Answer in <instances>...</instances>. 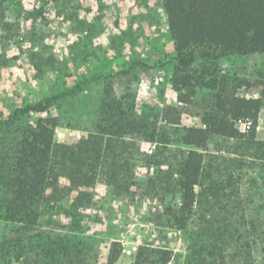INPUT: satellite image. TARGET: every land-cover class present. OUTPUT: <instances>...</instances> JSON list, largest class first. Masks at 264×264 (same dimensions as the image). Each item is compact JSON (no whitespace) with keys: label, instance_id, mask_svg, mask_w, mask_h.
<instances>
[{"label":"rangeland","instance_id":"obj_1","mask_svg":"<svg viewBox=\"0 0 264 264\" xmlns=\"http://www.w3.org/2000/svg\"><path fill=\"white\" fill-rule=\"evenodd\" d=\"M175 56L162 0H0V158L10 155L23 132L41 118L58 120L59 143L95 133L105 90L112 87L149 129L147 137L129 142L175 161L184 148V128L202 126L201 118L213 102V94L204 88L194 95L173 89ZM218 68V75L227 77L239 96L258 98L264 93V55L228 57ZM47 99L53 100L48 114L20 112ZM248 125L238 124L242 132ZM152 136L155 142L148 141ZM257 140L264 142V108ZM207 154L214 167L235 166L244 203L250 205L249 220L264 212V166L255 152L233 140H213ZM133 174V194H120L103 182L96 186L93 202L77 219L82 230L58 209L46 214L42 230L81 238L91 250V264H105L115 241L124 246L117 264H134L140 246L171 251L169 264H196L195 226L183 232L164 216L167 207L180 205L179 193L155 186L161 174L146 162L137 164ZM5 194L0 180V200ZM50 219L58 222L46 223ZM10 231L0 211V250ZM261 250L256 264L262 263ZM0 264L25 260L0 256Z\"/></svg>","mask_w":264,"mask_h":264},{"label":"trees","instance_id":"obj_2","mask_svg":"<svg viewBox=\"0 0 264 264\" xmlns=\"http://www.w3.org/2000/svg\"><path fill=\"white\" fill-rule=\"evenodd\" d=\"M162 4L176 51L173 89L194 95L204 88L213 94L202 126L184 128V148L172 161L166 154H150L129 142L132 137H147L149 129L129 112L123 98L113 94L112 87L105 90L97 131L86 137L59 143L58 120L39 119L23 132L10 155L0 158V180L6 191L0 211L12 235L0 250L3 259L91 264L87 244L77 236L43 231L44 217L58 209L82 230L77 219L93 202L96 186L103 182L120 194H133L137 185L133 173L140 162L159 169L155 186L179 193L180 205L167 207L164 216L183 232L195 226L196 264H256L257 251L264 253V212L249 220L250 205L244 203L235 166L223 169L207 162L213 140H233L255 152L254 158L264 166V142L257 140L264 93L258 98L241 97L227 77L218 75L225 58L264 55V0H162ZM52 101L20 112L48 114ZM242 121L249 123L245 132L238 126ZM148 141L156 139L152 136ZM123 253V244L112 242L105 264H117ZM172 258L171 251L140 246L134 264H169ZM261 259L264 264V256Z\"/></svg>","mask_w":264,"mask_h":264}]
</instances>
